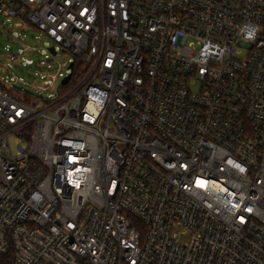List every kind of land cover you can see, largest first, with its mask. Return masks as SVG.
<instances>
[{
	"label": "built area",
	"instance_id": "built-area-1",
	"mask_svg": "<svg viewBox=\"0 0 264 264\" xmlns=\"http://www.w3.org/2000/svg\"><path fill=\"white\" fill-rule=\"evenodd\" d=\"M0 15L71 57L53 97L0 81V257L264 264V0H0Z\"/></svg>",
	"mask_w": 264,
	"mask_h": 264
},
{
	"label": "rangeland",
	"instance_id": "rangeland-1",
	"mask_svg": "<svg viewBox=\"0 0 264 264\" xmlns=\"http://www.w3.org/2000/svg\"><path fill=\"white\" fill-rule=\"evenodd\" d=\"M49 39L39 30L26 26L18 21L8 22L0 15V81L4 84H14L19 90H24L37 97H53L61 89L62 79L53 82L50 76H54L60 70L68 74L66 66L71 57L60 54L54 57L49 51ZM21 49H27V56L23 58L32 61L30 65L22 62L12 63L9 57L12 54H20ZM246 57V53L242 54ZM42 63H46L45 65ZM51 85L49 90L45 87ZM198 90V87H194ZM12 152L16 151V139L10 138Z\"/></svg>",
	"mask_w": 264,
	"mask_h": 264
},
{
	"label": "trees",
	"instance_id": "trees-1",
	"mask_svg": "<svg viewBox=\"0 0 264 264\" xmlns=\"http://www.w3.org/2000/svg\"><path fill=\"white\" fill-rule=\"evenodd\" d=\"M0 264H14L13 255H9L6 257H0Z\"/></svg>",
	"mask_w": 264,
	"mask_h": 264
},
{
	"label": "water",
	"instance_id": "water-1",
	"mask_svg": "<svg viewBox=\"0 0 264 264\" xmlns=\"http://www.w3.org/2000/svg\"><path fill=\"white\" fill-rule=\"evenodd\" d=\"M53 51V50H52ZM73 65H71V67H72ZM71 78V75H69L68 77H66L65 79H64V81H63V83L65 84V83H67L68 81H69V79Z\"/></svg>",
	"mask_w": 264,
	"mask_h": 264
}]
</instances>
